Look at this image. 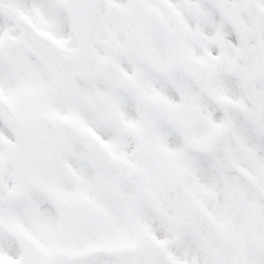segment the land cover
I'll list each match as a JSON object with an SVG mask.
<instances>
[{"label":"snow or ice","instance_id":"6c2138e0","mask_svg":"<svg viewBox=\"0 0 264 264\" xmlns=\"http://www.w3.org/2000/svg\"><path fill=\"white\" fill-rule=\"evenodd\" d=\"M0 264H264V0H0Z\"/></svg>","mask_w":264,"mask_h":264}]
</instances>
